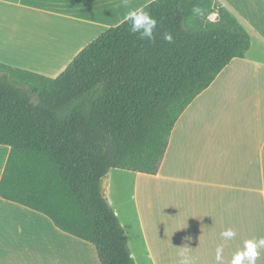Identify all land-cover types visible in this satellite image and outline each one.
Here are the masks:
<instances>
[{
    "label": "crops",
    "instance_id": "crops-1",
    "mask_svg": "<svg viewBox=\"0 0 264 264\" xmlns=\"http://www.w3.org/2000/svg\"><path fill=\"white\" fill-rule=\"evenodd\" d=\"M150 1L0 0V62L55 77ZM218 1L251 32L245 57L232 59L180 114L155 174L105 175L103 194L135 264H181L182 252L189 264H232L245 241L264 238V0ZM8 153L0 144V177ZM227 229L230 239L221 235ZM257 251L255 264H264V248ZM0 264L100 263L90 242L0 197Z\"/></svg>",
    "mask_w": 264,
    "mask_h": 264
},
{
    "label": "trees",
    "instance_id": "trees-1",
    "mask_svg": "<svg viewBox=\"0 0 264 264\" xmlns=\"http://www.w3.org/2000/svg\"><path fill=\"white\" fill-rule=\"evenodd\" d=\"M140 9L157 20L153 40L125 19L55 77L0 62V144L9 147L0 197L93 244L100 264H135L100 179L113 168L155 174L180 114L251 45L218 0Z\"/></svg>",
    "mask_w": 264,
    "mask_h": 264
},
{
    "label": "clouds",
    "instance_id": "clouds-1",
    "mask_svg": "<svg viewBox=\"0 0 264 264\" xmlns=\"http://www.w3.org/2000/svg\"><path fill=\"white\" fill-rule=\"evenodd\" d=\"M125 6L128 7V0H124ZM194 13L200 14L201 10L199 8L193 9ZM126 21L129 22V31L133 34H139L141 39H154L153 29L156 28L157 20L151 16V14L144 9H130L125 17ZM165 39L171 42V36L166 35ZM225 238H232L235 232L232 229H227L221 233ZM258 248H264V238L256 240L245 241L244 251L237 252L232 260V264H242L246 259L248 264H255L256 258L258 256ZM221 248L217 249L216 259L219 261L221 259ZM182 260L181 264H189V257L185 253H181Z\"/></svg>",
    "mask_w": 264,
    "mask_h": 264
},
{
    "label": "water",
    "instance_id": "water-1",
    "mask_svg": "<svg viewBox=\"0 0 264 264\" xmlns=\"http://www.w3.org/2000/svg\"><path fill=\"white\" fill-rule=\"evenodd\" d=\"M105 181H106V177L103 176L101 179H100V191L101 193H104V189H105Z\"/></svg>",
    "mask_w": 264,
    "mask_h": 264
},
{
    "label": "rangeland",
    "instance_id": "rangeland-1",
    "mask_svg": "<svg viewBox=\"0 0 264 264\" xmlns=\"http://www.w3.org/2000/svg\"><path fill=\"white\" fill-rule=\"evenodd\" d=\"M210 18H212V15L210 16Z\"/></svg>",
    "mask_w": 264,
    "mask_h": 264
}]
</instances>
